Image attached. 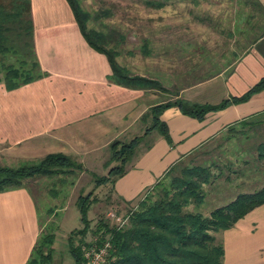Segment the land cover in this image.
<instances>
[{
  "label": "crops",
  "instance_id": "1",
  "mask_svg": "<svg viewBox=\"0 0 264 264\" xmlns=\"http://www.w3.org/2000/svg\"><path fill=\"white\" fill-rule=\"evenodd\" d=\"M31 6L35 50L47 74L15 88H8L0 77V164L17 167L51 152L70 154L87 166L104 163L114 139L142 135L125 173L111 179L114 197L128 205L143 198L173 166L215 143L241 120L263 124L264 89L204 118L186 114L178 105L168 106L160 118L168 125L170 140L156 127L145 133L155 104L178 96L218 103L247 91L264 75V55L257 47L204 80L177 85L174 78L176 91L165 100L149 88L111 80L107 55L86 41L67 0H31ZM260 128L264 126L251 130ZM40 233L32 191L27 186L0 191V264H27ZM217 236L224 245L222 264H264V203Z\"/></svg>",
  "mask_w": 264,
  "mask_h": 264
},
{
  "label": "rangeland",
  "instance_id": "2",
  "mask_svg": "<svg viewBox=\"0 0 264 264\" xmlns=\"http://www.w3.org/2000/svg\"><path fill=\"white\" fill-rule=\"evenodd\" d=\"M79 1L91 14L89 28L114 34L112 45L119 51L121 64L132 73L161 81L163 86L149 88L158 92L161 99L173 96L176 91V86L172 85L174 78L178 79L177 85L193 82L198 75L234 64L236 56L233 53L241 50L237 41L242 38L229 36L230 30L234 29L236 12L242 11L238 0H169L160 9L150 7L149 0ZM25 40L26 37L20 39L13 33L9 43L11 49L0 52L1 78L4 79L8 64L19 66L23 58L33 60L31 48L24 43ZM145 44L149 52H145ZM24 50L27 53H23ZM235 126L215 143L177 163L161 179L168 183L173 175L181 174L185 165H202L210 169L211 181L203 185L204 201L192 203L187 209L209 214L238 192L256 189L264 183V158L258 155V144L264 141V129L251 130L252 126H264V120L263 124L257 121ZM74 158L76 162L80 161ZM120 162L111 159L109 147L104 163L98 161L89 166L83 164L82 168L73 166L64 172L37 174L24 179L38 204L39 236L50 234L53 238L52 264H75L69 236L73 230L85 226L78 204L82 198L90 196V229L85 235L75 231V243L81 237L86 242H96L103 235L108 236L107 232L95 233L100 220L111 226H127L131 212L139 208L142 199L157 197L158 188L153 187L140 200L125 205L114 197L112 180L98 183L99 176L109 174L111 166Z\"/></svg>",
  "mask_w": 264,
  "mask_h": 264
},
{
  "label": "trees",
  "instance_id": "3",
  "mask_svg": "<svg viewBox=\"0 0 264 264\" xmlns=\"http://www.w3.org/2000/svg\"><path fill=\"white\" fill-rule=\"evenodd\" d=\"M67 1L86 41L107 55L112 67L109 76L112 81L133 88L163 86L157 78L132 73L121 64L118 60L119 51L112 45L114 34L89 28L91 14L82 7L79 0ZM168 1L149 0L147 4L160 9ZM238 6L242 11L236 12L234 29L229 33L231 38H242L237 41L241 50L235 51L234 56L238 58L254 46L264 55V5L260 0H238ZM33 30L31 0L0 1V52L6 53L11 49V35L16 33L20 39L26 37L24 43L31 48L33 54L31 62L23 58L19 66H5L4 80L8 88L18 87L47 74L37 58ZM145 52H149L146 44ZM23 53L27 51L24 50ZM220 71L217 68L214 72L198 75L194 82L209 78ZM262 89L264 75L244 93L231 95L218 103L193 102L178 96L155 104L149 109L153 121L145 133L156 127L170 140L168 125L160 118L162 111L168 106L178 105L184 113L204 118L208 112L222 109L231 103L246 101ZM248 122L250 119L246 118L239 123ZM141 139L142 135H139L130 140L116 138L110 143L111 159H119L121 162L112 165L109 174L99 176L98 183L111 180L113 175L116 177L125 173L127 162ZM258 155L264 158V141L258 144ZM74 159V156L64 152H51L35 162L18 167L0 164V191L26 186L24 179L37 174L64 172L73 166L82 168L83 164ZM211 174L210 169L205 166L185 165L181 174L173 175L168 183L163 182L162 178L155 183L154 187L158 188L157 197L153 199L148 196L142 199L139 208L131 212L127 226H111L100 220L95 233L100 234L101 231L109 235L98 238L96 243L110 239L113 244L108 264H222L224 245L216 233L232 226L250 210L264 203V184L255 190L238 193L227 203L212 209L209 214L187 209L192 203L201 204L204 201L206 193L203 185L211 181ZM88 197L78 202L85 226L77 231L73 230L69 236L70 251L75 264L83 263L82 245L93 243L86 242L84 237L75 243L73 238L75 231L85 235L90 229L88 214L91 200ZM52 243L50 234L39 236L27 264H52Z\"/></svg>",
  "mask_w": 264,
  "mask_h": 264
},
{
  "label": "built area",
  "instance_id": "4",
  "mask_svg": "<svg viewBox=\"0 0 264 264\" xmlns=\"http://www.w3.org/2000/svg\"><path fill=\"white\" fill-rule=\"evenodd\" d=\"M113 244L110 239H106L102 243L93 242L91 244H83V263L82 264H108L111 260V250Z\"/></svg>",
  "mask_w": 264,
  "mask_h": 264
}]
</instances>
